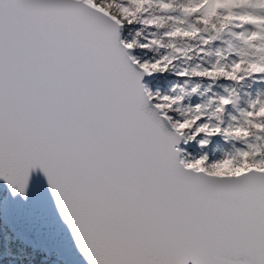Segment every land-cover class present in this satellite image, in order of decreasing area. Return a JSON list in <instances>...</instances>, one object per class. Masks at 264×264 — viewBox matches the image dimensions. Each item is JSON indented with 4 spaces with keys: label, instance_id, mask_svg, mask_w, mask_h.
Returning a JSON list of instances; mask_svg holds the SVG:
<instances>
[{
    "label": "snow or ice",
    "instance_id": "obj_1",
    "mask_svg": "<svg viewBox=\"0 0 264 264\" xmlns=\"http://www.w3.org/2000/svg\"><path fill=\"white\" fill-rule=\"evenodd\" d=\"M0 264H264V0H0Z\"/></svg>",
    "mask_w": 264,
    "mask_h": 264
}]
</instances>
